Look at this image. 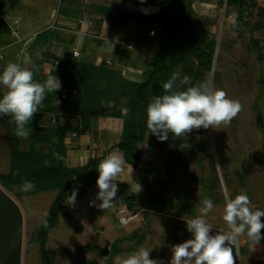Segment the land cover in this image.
Masks as SVG:
<instances>
[{
  "label": "rangeland",
  "instance_id": "374dc122",
  "mask_svg": "<svg viewBox=\"0 0 264 264\" xmlns=\"http://www.w3.org/2000/svg\"><path fill=\"white\" fill-rule=\"evenodd\" d=\"M144 1L134 5L117 3L115 7L127 13L152 12L151 8L143 5ZM251 1L255 7L244 14V20L256 26L252 34L233 26L236 15L225 5L215 1H194L192 4L194 25L216 41L212 73L219 75V83L213 82L211 73L207 83V138L202 146L208 156L197 149L200 140L195 132L185 131L182 135L187 142L186 147L197 148L191 154L183 152L173 166L159 148L158 141L152 143V148L148 146L152 140L148 136L146 142L139 146L140 165H150L155 171L158 183L153 182L149 174L147 183L152 198H160L162 207L144 210L140 206L142 184L133 180L131 188L138 201L135 212L128 214L124 213V207L115 205L108 198L115 184L129 177L126 168L110 170L103 165L100 168L102 186H90L82 200L68 198L63 205L56 227L51 230L46 242L53 264H196V255L205 264H227L224 254L211 260L206 254L207 249L199 247L192 234L200 242L212 244L219 250L231 242L238 250L246 246L248 239L242 229L255 231V241L246 246L248 254L244 258L241 259L237 251V263L256 264L261 261L264 264V0ZM48 2L0 0V19L12 26L11 17L20 8L23 15L24 11L27 14L28 7H41ZM95 3L100 4L98 0ZM19 33L20 30L17 36L6 34L0 37V46L16 38L20 40ZM117 33L119 36L112 40L111 46L108 41L103 44L101 39L84 36L79 47L81 59L94 64L96 58L102 57L114 73L125 79L142 74L157 47V30H150L141 24H129ZM126 38L132 40L131 46L124 43ZM25 40L21 44L10 41V49L0 54V66H3L0 67V108L4 107V102L12 103V97L17 95L19 76L30 72L40 53L48 51L52 44L63 46L65 43L55 39L54 43L39 47L35 53H26L24 44L31 39ZM116 48H120L121 54L113 58L111 54ZM69 50H65L64 57L72 59ZM50 68L47 63L42 72L48 74ZM49 85L58 90L61 88L56 78H52ZM254 105L262 115L263 128L257 125ZM53 119L54 116L46 115L42 123L53 125ZM68 121L69 118L65 117L62 123ZM109 134L105 129H98L95 123L84 138H79V135L68 137V147L75 141L80 146L78 152L68 151L67 164L84 165L89 157H97L115 145L119 136ZM10 151L11 134L0 127V173L9 171ZM212 165L219 179V190L213 196L214 201H208L204 199L202 187L212 179ZM7 194L17 203L23 216L20 264H39L36 232L56 193L14 189ZM170 202L189 204L193 212L177 209L174 220ZM240 206L260 218L239 229L233 211ZM140 237H144L141 242ZM127 238L129 240L119 244L121 252L107 261L95 253L81 251L86 245L109 249L113 242Z\"/></svg>",
  "mask_w": 264,
  "mask_h": 264
},
{
  "label": "trees",
  "instance_id": "16d2710c",
  "mask_svg": "<svg viewBox=\"0 0 264 264\" xmlns=\"http://www.w3.org/2000/svg\"><path fill=\"white\" fill-rule=\"evenodd\" d=\"M194 1H215L225 5L236 15L234 27L243 28L250 34L256 29L251 22L244 20V14L255 7L251 0H145L143 5L154 10L147 14L95 5L94 13L101 21L108 20L112 30L127 28L129 24L157 30V47L149 57L145 71L125 79L114 73L103 60L94 65L78 57L70 59L49 51L42 52L30 72L19 76L17 95L12 97V103L4 102V107L0 108V127L11 134L9 171L0 173V187L7 193L14 189L56 193L36 232L39 264H53L46 242L56 227L63 205L68 198L82 200L90 186L101 187L100 168L103 165L110 170L126 168L129 177L116 183L108 198L115 205L124 207L128 214L135 212L138 201L131 188L133 180L142 184L140 206L144 210L162 207L160 198H152L147 183L148 174L153 182L158 183L155 171L150 165H140L139 146L148 136L152 138L148 146L152 148V143L158 141L159 148L173 166L183 152L191 154L197 148L186 147L182 135L185 131L195 132L200 140L197 149L206 153L202 146L208 128L207 83L212 73L216 41L194 25ZM9 30L0 19V37ZM55 38V31H43L25 44L24 52L34 53L39 47L51 45ZM124 43L131 46L132 40L126 38ZM120 54V48H116L111 56L116 58ZM47 63L51 68L48 74H44L43 67ZM52 78L60 82L59 90L49 85ZM212 80L219 83V75L213 72ZM1 81L0 72V84ZM253 110L257 125L263 128L257 105ZM46 115L55 117L53 125L50 122L43 125L42 118ZM65 117L69 121L62 123ZM95 123L98 129L119 136V141L99 156L89 157L84 165H68V137L89 133ZM211 173L212 179L202 184L204 199L208 201H214L213 196L219 190L214 165ZM240 207L233 211L239 229L260 218L258 214L246 211L244 206ZM169 208L174 220L177 209L193 212L189 204L170 202ZM242 230L248 237V246L255 241V231ZM192 236L199 247L207 249L206 254L211 260L224 254L227 264H238L237 251L241 259L248 254L246 246L237 250L231 242L219 250L212 244L200 242L195 234ZM143 238L140 237L139 242ZM125 240L129 239L113 242L109 249L86 245L81 251L95 253L107 261L121 252L119 244ZM197 258L196 255V264H205Z\"/></svg>",
  "mask_w": 264,
  "mask_h": 264
},
{
  "label": "crops",
  "instance_id": "0c3cea01",
  "mask_svg": "<svg viewBox=\"0 0 264 264\" xmlns=\"http://www.w3.org/2000/svg\"><path fill=\"white\" fill-rule=\"evenodd\" d=\"M98 1L100 4L97 6L104 5V7L117 6V3H123L121 0ZM143 1L144 0H127L125 2L134 5L135 2L143 3ZM95 2L96 0H49L48 3L41 7H28L27 14H25L24 11L23 15L20 12V8L19 12L17 14H13L11 17L10 21L12 26L7 23V26L13 29L7 31V34L12 36L13 33H15L17 36L18 30H20L21 33L19 34L22 41L21 39L18 40L17 38L14 40H9L14 44H21L25 39H32L43 31H55V37L58 38L57 40L60 39L62 42L65 41V43L63 46L59 44L58 46L60 47L57 45L54 46V44H52V47H50L48 51L54 55L56 54V56H59L64 55V53H66L65 50L69 48L71 51L69 50L68 53L71 52L73 57L79 56V58H81L79 47L82 46V39L84 36L94 39H101L103 44L108 41L111 46L112 42H114L112 40L119 36L117 33L118 30H112L108 20L101 21L100 16L95 15L93 11L96 4ZM132 2L134 3L132 4ZM14 28H16L17 32L14 30ZM10 41L2 43L3 46H0V54L1 52L3 53L4 51L10 49L9 47L12 45ZM26 42L27 41L25 40L24 43ZM54 42L55 40L53 43ZM66 45L68 48H65ZM0 60H2L1 56ZM91 60L94 59L91 58ZM101 60H103L102 57L99 59L96 58V60H94V65H97ZM89 133L86 132L83 136H79V138H84V136L89 135ZM109 135L113 136L111 133ZM78 146H80L79 142H71L70 146L68 147V151L71 149V151L75 150L78 152ZM91 148L90 150L92 151Z\"/></svg>",
  "mask_w": 264,
  "mask_h": 264
},
{
  "label": "water",
  "instance_id": "95a60500",
  "mask_svg": "<svg viewBox=\"0 0 264 264\" xmlns=\"http://www.w3.org/2000/svg\"><path fill=\"white\" fill-rule=\"evenodd\" d=\"M22 229L19 206L0 187V264H20Z\"/></svg>",
  "mask_w": 264,
  "mask_h": 264
},
{
  "label": "built area",
  "instance_id": "2783aa9c",
  "mask_svg": "<svg viewBox=\"0 0 264 264\" xmlns=\"http://www.w3.org/2000/svg\"><path fill=\"white\" fill-rule=\"evenodd\" d=\"M11 30H13V29H11ZM13 35L14 36H16V34L15 33H13ZM77 55V54H76ZM62 98H64V96H62ZM124 213H126V210L124 209ZM127 214V213H126ZM125 215V214H124ZM125 218V217H124ZM130 219V218H129Z\"/></svg>",
  "mask_w": 264,
  "mask_h": 264
}]
</instances>
